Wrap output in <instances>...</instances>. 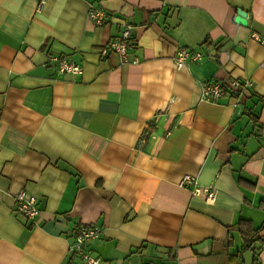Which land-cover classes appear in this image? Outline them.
Here are the masks:
<instances>
[{"label":"crops","instance_id":"1","mask_svg":"<svg viewBox=\"0 0 264 264\" xmlns=\"http://www.w3.org/2000/svg\"><path fill=\"white\" fill-rule=\"evenodd\" d=\"M39 2L0 0V264H73L91 224L100 264H241L230 227L264 223V0ZM125 24L138 62L101 57ZM179 46L203 55L177 68ZM232 77L250 81L241 95L202 100L204 81ZM187 173L215 198L180 186ZM21 189L39 198L35 221L16 212Z\"/></svg>","mask_w":264,"mask_h":264},{"label":"built area","instance_id":"2","mask_svg":"<svg viewBox=\"0 0 264 264\" xmlns=\"http://www.w3.org/2000/svg\"><path fill=\"white\" fill-rule=\"evenodd\" d=\"M45 5V0H40L38 3V11H41ZM88 16L97 26H106L110 20L109 12L99 4L90 3ZM133 27L130 24H125L121 30V34L111 38L100 49V56L106 57L111 52L118 53L123 61L138 62V57H131V53L137 46L136 38L133 34ZM253 36L264 44V36L256 32ZM203 55L201 50L179 46L175 53V63L177 68H182L188 65L189 62L201 58ZM49 61L53 62L54 67L58 72L78 74L82 72L80 62L69 58L65 55H49ZM246 84L250 81L242 82L239 78L232 77L227 79H212L204 81L202 84V100L217 101L222 95L232 93L241 95ZM179 185L189 188L194 194L205 191L208 194V199L215 198L216 190L212 185H202L197 177L191 174H184ZM16 201V212L24 216L28 221H35L40 213L38 206V196L25 189H21L14 195ZM102 233V228L96 224L82 226L75 235V240L70 244L69 251L77 258L73 264H100L101 257L94 254L91 248V241L99 238Z\"/></svg>","mask_w":264,"mask_h":264},{"label":"trees","instance_id":"3","mask_svg":"<svg viewBox=\"0 0 264 264\" xmlns=\"http://www.w3.org/2000/svg\"><path fill=\"white\" fill-rule=\"evenodd\" d=\"M262 204L264 205V201ZM232 228L239 231L243 241L242 247L235 256L239 257V260L241 261L244 250L246 248H250L254 253L253 264H258L259 252L264 246V223H262L260 226H255L251 219L242 217L230 227V229ZM231 238L232 237H229L228 246L232 245ZM257 243L259 244L257 245Z\"/></svg>","mask_w":264,"mask_h":264},{"label":"rangeland","instance_id":"4","mask_svg":"<svg viewBox=\"0 0 264 264\" xmlns=\"http://www.w3.org/2000/svg\"><path fill=\"white\" fill-rule=\"evenodd\" d=\"M242 239H238V242H237V245H235L234 248H232V252H235L237 251V249H240L242 247ZM259 243H257L258 245ZM253 257H254V253H253V250L250 249V248H246L243 252V255L241 257V264H253Z\"/></svg>","mask_w":264,"mask_h":264},{"label":"water","instance_id":"5","mask_svg":"<svg viewBox=\"0 0 264 264\" xmlns=\"http://www.w3.org/2000/svg\"><path fill=\"white\" fill-rule=\"evenodd\" d=\"M238 15L239 17H237V20L244 23L245 21L243 18L246 16V12L242 9H238Z\"/></svg>","mask_w":264,"mask_h":264}]
</instances>
